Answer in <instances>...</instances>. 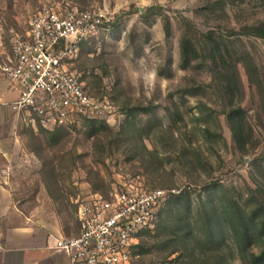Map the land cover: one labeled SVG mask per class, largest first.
<instances>
[{"label": "rangeland", "instance_id": "obj_1", "mask_svg": "<svg viewBox=\"0 0 264 264\" xmlns=\"http://www.w3.org/2000/svg\"><path fill=\"white\" fill-rule=\"evenodd\" d=\"M55 1L102 8L114 17L109 30L82 44L75 68L89 90L110 96L123 116L53 130L21 116V152L8 164L0 159L16 200L26 211L47 210L75 235L79 195L140 176L182 196L166 202L132 264H264L251 255L264 251V38L241 31L264 19V0L224 8L212 0ZM44 2L0 0L1 64L11 37ZM187 22L203 51L184 65ZM210 32L230 54L211 56L205 45ZM148 69L157 73L155 89L140 78ZM236 109L241 117L232 121ZM235 202L253 232L248 252L239 250L223 213Z\"/></svg>", "mask_w": 264, "mask_h": 264}, {"label": "built area", "instance_id": "obj_2", "mask_svg": "<svg viewBox=\"0 0 264 264\" xmlns=\"http://www.w3.org/2000/svg\"><path fill=\"white\" fill-rule=\"evenodd\" d=\"M114 22L102 8L46 0L23 32L11 37L0 69L18 97L10 104L34 126L72 128L81 121L122 115L108 95L92 93L75 68L84 42ZM176 189L147 185L140 176H122L107 191L88 190L75 200L77 233L57 237L54 248L71 264H132L144 236L156 230Z\"/></svg>", "mask_w": 264, "mask_h": 264}, {"label": "crops", "instance_id": "obj_3", "mask_svg": "<svg viewBox=\"0 0 264 264\" xmlns=\"http://www.w3.org/2000/svg\"><path fill=\"white\" fill-rule=\"evenodd\" d=\"M3 44L0 25V49ZM17 97L18 90L10 87L0 69V159L6 164L22 149L16 130L24 115L10 104ZM9 179L8 168L0 169V264H71L54 248L57 237L69 235L59 218L47 210H24Z\"/></svg>", "mask_w": 264, "mask_h": 264}, {"label": "trees", "instance_id": "obj_4", "mask_svg": "<svg viewBox=\"0 0 264 264\" xmlns=\"http://www.w3.org/2000/svg\"><path fill=\"white\" fill-rule=\"evenodd\" d=\"M211 3L212 5H219L222 8H224L227 5H234V6H239L240 4L242 5L243 3H245V0H212ZM187 23H188V28L184 32V35L181 40V58L183 60L184 65H188L192 61L198 59L202 55V51H203V48L199 46L201 45L199 44L201 40L197 38L198 31L194 35L193 33H195L196 30L192 26V22H187ZM233 31H236V30L233 28ZM241 31L248 35H253L256 37L264 38V19L257 20L255 23H252V24H249V23L243 24ZM205 45H206V48L210 49L211 56L215 59L218 53L222 58H224V51L230 54L229 47L223 44V42L218 41V38L214 36L213 32L212 33L210 32L207 35L206 40H205ZM230 66L232 67V64ZM239 114H241L240 109L232 110L229 113V118L232 121H234L237 118V115ZM239 116L241 117V115ZM88 122L90 121H85V123H88ZM58 129H62V128H58ZM238 129H239V126H237V124L235 125V123L233 122V131H234L235 136L238 133ZM174 196L181 198L182 193L175 194ZM258 211L259 209L255 208V210H253V213L257 214ZM223 213L225 214V216L229 217L230 219L231 230L234 234V237L236 238V243L238 244L239 250L241 252H248L249 247L251 246V239L253 236V232L251 231L248 223L245 220V215L242 209L235 202L233 203V205L230 204L228 207H225ZM141 245H140V248H141ZM251 255L256 261L264 262V251L260 256L255 255L253 253Z\"/></svg>", "mask_w": 264, "mask_h": 264}, {"label": "clouds", "instance_id": "obj_5", "mask_svg": "<svg viewBox=\"0 0 264 264\" xmlns=\"http://www.w3.org/2000/svg\"><path fill=\"white\" fill-rule=\"evenodd\" d=\"M150 0H141V3L147 4ZM143 64V62H141ZM182 74V73H181ZM137 76H139V73H137ZM143 80L144 86L147 89H155L156 87V80H157V73L154 69H148L143 72L142 77H140Z\"/></svg>", "mask_w": 264, "mask_h": 264}]
</instances>
